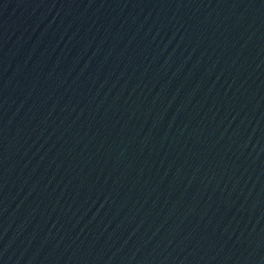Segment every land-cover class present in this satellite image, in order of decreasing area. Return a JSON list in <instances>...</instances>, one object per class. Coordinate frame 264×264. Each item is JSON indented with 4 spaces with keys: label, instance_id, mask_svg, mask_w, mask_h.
<instances>
[{
    "label": "water",
    "instance_id": "95a60500",
    "mask_svg": "<svg viewBox=\"0 0 264 264\" xmlns=\"http://www.w3.org/2000/svg\"><path fill=\"white\" fill-rule=\"evenodd\" d=\"M0 264H264V0H0Z\"/></svg>",
    "mask_w": 264,
    "mask_h": 264
}]
</instances>
